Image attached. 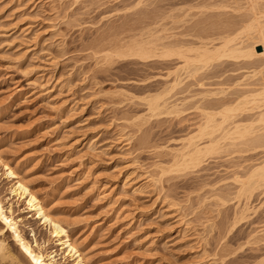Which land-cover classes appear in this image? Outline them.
Here are the masks:
<instances>
[{"label":"rangeland","instance_id":"rangeland-1","mask_svg":"<svg viewBox=\"0 0 264 264\" xmlns=\"http://www.w3.org/2000/svg\"><path fill=\"white\" fill-rule=\"evenodd\" d=\"M254 15L264 24V0H0V199L33 246L74 264L28 199L11 193L7 167L84 264H264V185L240 193L264 144L223 147L178 172L173 155L205 110L261 87L264 55L224 58L192 77L181 70L169 91L183 62L163 54L195 57L188 49L222 45ZM144 43L148 57L127 53ZM163 94L179 109L153 115L147 101ZM247 109L236 121L256 113Z\"/></svg>","mask_w":264,"mask_h":264},{"label":"bare ground","instance_id":"bare-ground-1","mask_svg":"<svg viewBox=\"0 0 264 264\" xmlns=\"http://www.w3.org/2000/svg\"><path fill=\"white\" fill-rule=\"evenodd\" d=\"M261 14L263 15V11ZM257 16L254 15V17H252V22L251 24L246 26L245 31H243L244 28L241 30L244 35L247 33L256 34V36L254 35L253 38L249 39L253 41L252 44L246 39L247 36H250V34H247L246 38H242L244 35H242V32L240 31L241 33L239 35L237 34L238 36L234 35L237 38L234 36L230 39L226 38V40L224 39L222 45L218 47L208 48L206 47L207 45H203V48H198L196 49V51L193 49H188V51H192V55L194 54L193 51L196 53L198 52L195 57H193L194 55L192 57L188 56L189 54L187 55L185 53V49H182L184 50L183 52L182 50H173L172 48L170 50L164 51L163 54L169 58L173 56H178L179 58H181L183 65L180 68L179 73L182 72L181 70H183L189 77H192V75L197 73V71L201 69L203 70L204 68H207L213 65L215 62L221 61V59L224 58H226L227 60L231 58L251 59L260 54L264 55V35L257 37V35L259 36V34L264 33V27H262L264 24H261L262 26L259 25L258 22H260V17L259 15ZM239 36L241 39H239ZM257 38H261L259 40L261 43L257 40ZM256 42H259L260 44H256ZM151 43L153 44V42H150V44ZM145 44L146 43H144L143 46H140L137 49L134 48L135 50L129 49V51L127 50V53L135 58H146L149 55V47H146ZM147 45L151 46L149 45V43H147ZM258 45L261 46L259 48H262V53L256 51V46ZM153 46L157 48L159 45L156 46V44H153ZM169 47H171V45ZM152 49L154 48L152 47L151 50ZM173 80L174 81H172V84H170L169 86V91L178 87L181 83H183V80L185 79L181 74L177 75ZM236 87L240 88L244 87V85L243 83L239 82L236 84ZM219 93H217V96L219 95ZM214 95H216V93H214ZM207 96L210 95L207 94ZM164 97H162V95L153 98L150 97L147 101L149 112H151L153 115H160L164 112H167V114H173L177 112L176 110L179 109L178 107L180 105L177 104L178 107L176 106V104L171 105L172 102L170 103V100L168 102V99ZM247 105H250L251 107L247 109ZM220 106L219 110H216V108L218 107H216L213 111H206L205 109H203L205 110V112H201L203 113L202 115L204 117V121L198 127L196 135H192L187 140V142H184L185 144L181 149H179L178 151L176 150L173 153L175 159L174 168L177 169V172L191 167L200 166L204 161L203 159L207 155L217 153L221 149H223V147H236L240 144L243 145V143L249 145L250 142L264 144V83L261 84V87L259 89H252V91L249 90L238 94L236 100L232 104L222 107ZM241 109H243V111L247 109V111L249 112L256 113L253 116H250L251 119L245 120V118L236 121L237 117L234 114ZM260 131H263V134H260ZM202 141L206 143H203ZM7 171L8 177L14 182L11 193H13V195L15 196H19L20 198H27L30 210L35 212V215L43 222V225L45 227L52 230V234L54 235V237H56L60 242V245L63 246L62 251L65 250L64 253H67L68 256H71L70 259L74 262V264H84L85 260L83 258L82 252H80L79 249L71 242V239L66 234V231L63 228L62 224L58 220L53 218L50 210H47L43 202H41L38 197H36L30 191V189L28 188V184L22 178H20L15 173V171H13L9 167H7ZM151 178L152 181L155 180L153 177ZM261 183L264 185V161L258 166H254L248 178L241 181L240 193L249 192L252 188H254L255 185L257 186ZM249 210V206H246L243 212H249ZM8 235L10 236V238H12V241L17 246L18 254L24 260V264H57L54 260L55 257L46 256L45 254H43L40 246H33V244L23 235L19 221H17V219L13 218L12 215L7 212L6 208L4 207L3 201L0 199V264H17L18 260L10 250L11 247L7 243Z\"/></svg>","mask_w":264,"mask_h":264}]
</instances>
